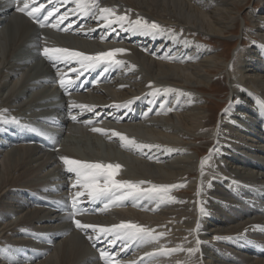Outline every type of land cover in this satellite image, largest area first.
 Instances as JSON below:
<instances>
[{"label":"bare ground","instance_id":"1","mask_svg":"<svg viewBox=\"0 0 264 264\" xmlns=\"http://www.w3.org/2000/svg\"><path fill=\"white\" fill-rule=\"evenodd\" d=\"M246 1L99 0L101 7L114 8L117 15L127 14L132 20L139 16L165 29L153 34L127 31V24L121 28L116 22L108 25L81 15L79 10L73 11L74 0H37V6L45 5L40 19L47 11L58 9L48 23H59V27L41 28L16 11L17 0H0V103L8 113L0 146L1 261L104 264L99 253L106 250L121 264H264V226L250 228L251 209L232 189H264V166L242 158L264 159V110L252 104L264 100V0H257L258 8L251 6L253 10L247 13L250 24L241 16L256 40L251 39V46L239 51L232 68L226 70L232 101L217 125L214 148L203 159V175L199 161L203 150L191 146L196 141L203 147L211 145L203 138L211 117L203 115L197 94L210 88V78L225 65V55H216L212 44L203 42L201 36L226 38ZM65 12L69 13L66 19ZM194 33L196 38H189ZM65 39L67 45L59 43ZM43 40L46 45L90 56L122 48L126 51L115 58L124 63L84 71L66 93L59 85L57 68L72 79L77 73L69 69H82L76 61L56 67L47 59L49 66L40 62L45 58L41 55ZM30 43H36L38 60L19 56ZM12 74L20 75L15 78ZM147 92L154 94L146 98ZM70 102L90 106L92 111L69 110ZM18 111L21 115L15 114ZM93 127L105 131L93 132ZM113 131L151 147H121L122 141ZM247 135L251 143L246 141ZM256 140L262 144L254 146ZM60 157L119 164L115 179L147 182L140 188L177 185L167 194L174 200L165 198L158 209L143 205L146 196L123 201L112 197V203L90 200L86 190L72 187L75 174L66 171ZM226 178L230 186L222 183ZM76 191L85 192L79 198V207L85 211L75 217L82 223L106 227L117 221L136 223L165 236L136 242L135 250L155 253L161 246H179L185 251L129 261L136 255L131 247L121 251L119 242L124 244L123 240L115 244L97 241L92 229L82 231L69 218L65 206L70 210ZM105 203L109 207L102 211ZM253 211L264 217V210ZM25 226L22 241L14 240ZM197 240L199 250L190 255L186 249L196 248Z\"/></svg>","mask_w":264,"mask_h":264},{"label":"snow or ice","instance_id":"2","mask_svg":"<svg viewBox=\"0 0 264 264\" xmlns=\"http://www.w3.org/2000/svg\"><path fill=\"white\" fill-rule=\"evenodd\" d=\"M76 4V9L73 11L79 10L81 15H90L96 19L104 20L108 25H111L113 22L119 23L121 28H123L124 24L128 25L127 31L134 32H144V33H161L164 32L165 29L155 21L149 22L148 20L137 17L135 20L129 18L127 14L117 15L114 8L109 7H101L99 0H74ZM51 3V0H49ZM45 9V5L40 3L37 6V0H17L16 11L19 13H23L32 19L35 23H37L41 28L43 27H52L58 28L59 23L52 24L48 23L49 17H52L55 11L58 9H53L47 11V14L43 16V19H40V15L42 10ZM131 10H129L130 12ZM69 13L65 12L63 18L66 19ZM110 17H115L113 21ZM66 30V29H65ZM169 33L172 32L171 29L167 30ZM126 50L122 48L112 49L106 52H99L95 55H85L79 51H73L66 48L59 47H44L41 55H43L48 61L53 63V66L63 63L65 65L70 64L72 61H76L82 69V71L77 72L76 68H70L69 70L73 73H77L76 78H65L63 72L57 68L58 73L60 74L59 85L62 89L65 90L66 93L70 92L73 85H75L76 80L79 79L81 75H83L84 71L88 69H94L101 64L107 65H123V61L116 59L115 57L119 53H124ZM168 58V57H164ZM131 67H135L132 65ZM108 70L107 67L104 68L106 72ZM151 87V82L149 84ZM154 91H159V89H155ZM131 103V102H129ZM261 107H264V100L259 101ZM163 108L164 105L162 104ZM72 108H80L82 110L86 109L91 112L92 107L76 104L74 102L69 103V110ZM172 108H168V111H172ZM6 109L0 110V114L6 112ZM148 115V113H145ZM73 120H76V116H72ZM12 121L15 123H19L15 117L12 118ZM85 123H91V121H86ZM34 132H37L39 135L47 136V133L32 128ZM93 132L103 133L105 130L101 128L93 127L91 129ZM113 136H118L122 141L121 147H132V148H145L151 147L150 145H142L136 143L134 140L129 139L128 137L122 135L119 132L113 131ZM211 151V150H210ZM151 158V157H150ZM63 164L66 166V171L68 173H74L76 180L72 185L73 188L79 187L81 189L86 190L87 197L90 200H108L109 203H112V197L115 198V201H123L128 199L129 197L138 198L140 196H146L148 199H153L154 197L159 198L162 202L165 198L168 201L174 200V197L167 195L171 188L177 187V185H152L150 188H140V185L145 184V181H139L137 183H133L127 180H117L115 176L121 168L119 164H103V163H89L80 160L70 159L68 157H60ZM205 161L202 159L201 161V174L203 175V166ZM182 186V185H181ZM127 189V191H124ZM199 194V193H198ZM84 191H76L75 195L71 198L70 210L66 204L65 210L68 211V216L73 220V223L76 227L82 231H86L87 229H92V232L95 233V240L100 241L101 239L106 240L109 244H115L117 240H123L124 244L121 249L129 247V242H151L158 240L160 237L165 236L164 232L156 233L153 229L146 228L142 225L132 223V222H121L120 224H114L111 226H99L95 224H87L82 223L79 219H75V217L79 214H82L85 210L79 207L80 200L79 198L84 196ZM109 203L104 204L103 210H106L109 207ZM201 213H204V209H201ZM112 237H115L113 239ZM89 239H93V237H89ZM196 248H188L186 251L191 255L195 254L199 250V244L201 243L197 240ZM178 251H185L181 247L177 246L176 248H166L161 246L153 252H146L144 255L146 257H152L156 254L160 255H171L172 253ZM100 259L104 261V264H121V261L115 259L113 254L106 251L101 250ZM143 259V258H141ZM179 264V262H178Z\"/></svg>","mask_w":264,"mask_h":264},{"label":"rangeland","instance_id":"3","mask_svg":"<svg viewBox=\"0 0 264 264\" xmlns=\"http://www.w3.org/2000/svg\"><path fill=\"white\" fill-rule=\"evenodd\" d=\"M257 3H258L257 0H250V1L247 0L246 1V4H244L242 6L240 12L238 13V18H236V22H237V25H238V26L237 25L236 26L238 28L236 26H232V28H230L232 31H231V33L229 35L226 34V36H227L226 38L215 39V38L209 37V36H201L203 42H206L208 44H210V43L212 44V45L210 44L211 47H212L211 49L215 51L216 55H218V56H224L225 55L224 56L225 65H224V67L221 70H218L215 73V75H213L210 78L211 81H212V84H211L210 88H204L201 94H197L199 96V98L201 97L200 98L201 107H203V110H204L203 115H205L206 117H209V116L211 117V119L209 118V121H210V127L209 128H210V130H209V128H208V130H205L204 131V135H203L204 139H206V140L211 142V145H209L210 147L209 146H206V147L204 146L203 147V145H201L200 144L201 142H199V141H196V142L192 143V145H191L192 148L194 147V149L202 148L203 154L200 156L199 161H202V159H204V160L207 159L209 157V154H210L209 151L214 148V144H215L214 139L216 137L217 125L220 122V120L224 117V111L227 110V107L229 106L230 102L232 101V100H230L231 99L230 85H229V83H230L229 81L230 80H229V77L227 75L226 70H227L228 66H230V68H232V66L234 64V60L236 61V59H235L236 57L235 56L236 55L239 56L240 55L239 53L241 51H245L249 46H251V44L253 42L251 40L253 38L249 34L250 29L246 25H243V21L241 19V16H245L246 19H247L246 21L248 22V24H250V20H249L250 16L247 13H249L250 11L253 10L251 8L252 5L258 8L259 5ZM177 30L181 31V29H177ZM180 33L182 34V32H180ZM195 35L196 34L194 33V34L190 35L189 38H191V39L196 38ZM67 40L68 39L60 40L59 43L61 44L63 42V43H65L67 45L68 44ZM253 40H256V39H253ZM42 43H43V48L44 47H50V48L52 47V44L46 45V42L44 40H43ZM35 47H36V43H30L27 46V50L22 52V53H20L19 56H21L22 59H28V60L32 59L33 60L35 58V59L38 60L37 54L35 52V50H36ZM56 47H59V46H56ZM40 62H42L43 64H47L49 66L48 61L46 60V58H44ZM11 70H15V71L21 72L20 70H16L15 67H12ZM19 75L12 74L11 76L16 78ZM149 93H151V96H150ZM153 94H154V92H147L145 95H146V98H149V97L151 98L153 96ZM155 94L157 95V92ZM252 104H255V107L258 110H264V107H261V105L258 104L257 102L254 101ZM0 110H2V103H0ZM7 114H8L7 112H3L2 114H0V146L4 142V136L5 135H3V133H5L4 132V126L7 123V118H6ZM15 114L16 115H21V111L15 112ZM250 137H251L250 135H247L245 137L246 141H248L249 143H251V140H249V139H251ZM261 144L262 143L259 140H256V142H254V146H259ZM212 145H213V147H212ZM101 157H104L103 153H102ZM242 158H245V159H247L249 161H252V162H257V163L261 164L262 166H264V159H261V160L257 161V160H255V158H252L250 156H244V155H242ZM89 161H93V160L89 159ZM261 172H264V170H262ZM222 183H226L224 185L230 186L229 178H226ZM232 189H235L236 194L239 197V199L251 209L250 213L252 214V217L250 219V228H256V227L259 228V226H264V217L258 216L253 211L254 209H256V210H258V209L264 210V198H263L264 189L258 188V187H253V186H251L249 190H238L234 186H232ZM168 193H170V192H168ZM163 204H164V201L162 202L159 198L154 197L153 199H148V201L145 204H143V205H150V208L158 209L161 206H163ZM18 205H19V202H18ZM145 217H148V216H145ZM116 223H118V221ZM25 228H26V226L20 232L19 237L15 238L14 240L22 241L20 237L23 234ZM262 229H264V228L262 227ZM119 244L121 246L123 245L121 242H119ZM135 246H136V242L129 243V247L128 248L131 247L133 249V253L132 254L136 255V256H131V257H134V258L131 259V257H130L129 261H133V260H136L138 258H143V261H144V259L146 258V256L144 255L145 253L143 251H140V250H135ZM9 253L11 254L12 251H9ZM0 264H7V263L1 261V259H0ZM17 264H30V262L21 261V262H19Z\"/></svg>","mask_w":264,"mask_h":264}]
</instances>
